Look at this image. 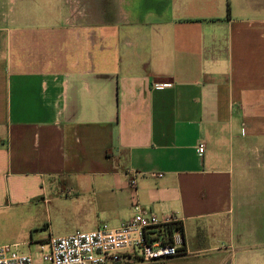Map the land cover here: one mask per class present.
<instances>
[{
  "label": "crops",
  "instance_id": "obj_1",
  "mask_svg": "<svg viewBox=\"0 0 264 264\" xmlns=\"http://www.w3.org/2000/svg\"><path fill=\"white\" fill-rule=\"evenodd\" d=\"M43 1L0 0V220L48 239L139 205L181 228L151 264H264V0Z\"/></svg>",
  "mask_w": 264,
  "mask_h": 264
},
{
  "label": "built area",
  "instance_id": "obj_2",
  "mask_svg": "<svg viewBox=\"0 0 264 264\" xmlns=\"http://www.w3.org/2000/svg\"><path fill=\"white\" fill-rule=\"evenodd\" d=\"M202 151L203 145H199L198 152ZM175 223L178 220L174 217L159 220L135 205L132 218L117 227L103 224L91 231L50 237L38 243L37 251L41 264L156 263L183 254L180 232L168 236L163 230ZM17 248L0 245V264H35L31 254L20 253Z\"/></svg>",
  "mask_w": 264,
  "mask_h": 264
},
{
  "label": "rangeland",
  "instance_id": "obj_3",
  "mask_svg": "<svg viewBox=\"0 0 264 264\" xmlns=\"http://www.w3.org/2000/svg\"><path fill=\"white\" fill-rule=\"evenodd\" d=\"M45 1V0H44ZM44 1L41 3V5H37L38 3L35 2L29 6L30 11L37 14L38 11H42V9L49 10L50 7H53L52 0L47 1L49 6L47 4H44ZM78 1H80L78 3ZM77 4H75V7L78 9L77 11H80L81 13H84L87 15L88 13L93 16L92 12L94 10L92 9L90 0H78ZM13 8V5H10ZM18 5H15L14 8L17 9ZM19 7V6H18ZM46 230L42 229L39 232H32V237L30 240V235L25 229V225L23 222L18 221L17 219L10 218V221L0 220V241L2 239H8L10 240V244L14 242H21V246H18L17 251L23 254H31L34 258L35 264H41V253L38 250V243L42 242L46 239H39V234H45ZM42 240V241H40ZM23 242H25L23 244ZM26 243H30L29 246L26 245Z\"/></svg>",
  "mask_w": 264,
  "mask_h": 264
},
{
  "label": "trees",
  "instance_id": "obj_4",
  "mask_svg": "<svg viewBox=\"0 0 264 264\" xmlns=\"http://www.w3.org/2000/svg\"><path fill=\"white\" fill-rule=\"evenodd\" d=\"M164 230V233H166L168 236H171L174 231H178L181 233V228L180 226L177 225H168Z\"/></svg>",
  "mask_w": 264,
  "mask_h": 264
}]
</instances>
